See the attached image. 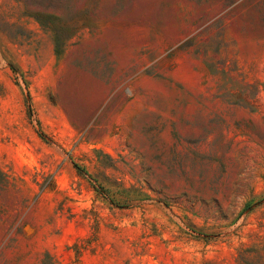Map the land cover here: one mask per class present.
Returning <instances> with one entry per match:
<instances>
[{
    "label": "rangeland",
    "instance_id": "obj_1",
    "mask_svg": "<svg viewBox=\"0 0 264 264\" xmlns=\"http://www.w3.org/2000/svg\"><path fill=\"white\" fill-rule=\"evenodd\" d=\"M0 264H264V0H0Z\"/></svg>",
    "mask_w": 264,
    "mask_h": 264
}]
</instances>
